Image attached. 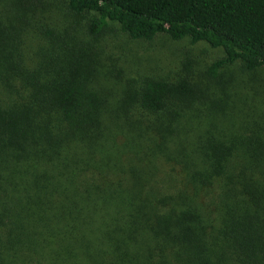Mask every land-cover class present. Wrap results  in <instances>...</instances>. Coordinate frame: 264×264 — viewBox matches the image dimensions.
Wrapping results in <instances>:
<instances>
[{
	"label": "trees",
	"instance_id": "1",
	"mask_svg": "<svg viewBox=\"0 0 264 264\" xmlns=\"http://www.w3.org/2000/svg\"><path fill=\"white\" fill-rule=\"evenodd\" d=\"M67 5L95 37L223 48L214 81L264 68V0ZM21 20L0 17V264H264V110L189 76L111 102L90 42Z\"/></svg>",
	"mask_w": 264,
	"mask_h": 264
},
{
	"label": "rangeland",
	"instance_id": "2",
	"mask_svg": "<svg viewBox=\"0 0 264 264\" xmlns=\"http://www.w3.org/2000/svg\"><path fill=\"white\" fill-rule=\"evenodd\" d=\"M67 4L68 0H0V17L8 21L20 16L27 26H49L90 42L100 60L97 86L111 102L121 97L128 83L139 84L146 77L189 76L212 89L229 87L234 94L249 97L246 104L264 110V68L247 71L241 62H236L225 67L214 81L209 79L206 69L224 56L223 48L203 41L193 43L190 38L174 40L166 34H159L153 40L134 39L114 21H109L106 30L95 37L87 27L93 14L76 16ZM236 103L247 106L241 101Z\"/></svg>",
	"mask_w": 264,
	"mask_h": 264
}]
</instances>
